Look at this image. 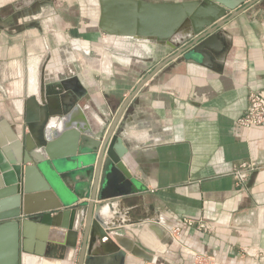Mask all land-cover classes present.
I'll return each instance as SVG.
<instances>
[{
  "label": "crops",
  "instance_id": "obj_1",
  "mask_svg": "<svg viewBox=\"0 0 264 264\" xmlns=\"http://www.w3.org/2000/svg\"><path fill=\"white\" fill-rule=\"evenodd\" d=\"M96 1L0 0V125L13 126L15 109L21 107L14 99L23 90L25 62L36 64L45 44L51 53L50 77H55L58 66L75 63L78 68L80 63L79 76L88 95L81 105L91 125L117 109L137 83L172 54L165 45L133 46L113 38L119 55L110 56V72L101 65L98 71L83 67L86 58L100 64L97 53L102 51L86 44L78 47L86 43L78 30L85 22L92 26L88 32L97 31L90 23ZM77 3L88 7L89 18L74 19ZM224 28L221 50L211 51L208 64L184 55L169 61L130 105L124 132L130 149L124 160L136 189L121 199L131 207L133 219L158 216L175 241L162 243L147 222L142 229L127 226L126 236L141 239L160 253L161 264H264V124L246 129L238 121L249 95L264 90V0ZM106 35L102 33L107 42ZM93 71L96 76L91 77ZM97 76L101 79L95 81ZM241 164L252 166L245 185H239L232 174ZM75 172L61 173L64 183L79 195L74 205L89 200ZM60 197L65 206L69 204ZM189 217L210 224L211 230L199 229V222L188 225L184 219ZM177 226L182 242L172 232ZM5 235L0 233V264H8ZM37 242L34 236L32 248H39ZM31 260L29 264H63L56 258ZM126 264L154 263L127 253Z\"/></svg>",
  "mask_w": 264,
  "mask_h": 264
},
{
  "label": "water",
  "instance_id": "obj_2",
  "mask_svg": "<svg viewBox=\"0 0 264 264\" xmlns=\"http://www.w3.org/2000/svg\"><path fill=\"white\" fill-rule=\"evenodd\" d=\"M257 1L97 0V30L133 46L165 45L172 54L158 62L117 109L102 114V121L93 125L81 105L88 95L75 65L68 72L57 67L55 77H50L48 44L43 57H36L35 71L30 59L25 62L23 90L14 99V104L20 100L21 108L15 106L11 128L0 125V221H4L0 233L6 234L8 264L51 258L63 264L75 260L76 264H126L127 253L162 263L160 253L141 239L126 236L127 226L142 229L147 222L162 243L175 241L158 216L133 219L131 207L121 199L136 189L124 160L130 149L124 138L130 105L169 61L184 55L208 64L211 51L221 50L225 25ZM31 81L35 89L30 88ZM75 170L89 200L74 205L79 195L64 183L61 173Z\"/></svg>",
  "mask_w": 264,
  "mask_h": 264
},
{
  "label": "rangeland",
  "instance_id": "obj_3",
  "mask_svg": "<svg viewBox=\"0 0 264 264\" xmlns=\"http://www.w3.org/2000/svg\"><path fill=\"white\" fill-rule=\"evenodd\" d=\"M76 7V10L74 11V19H79L81 21V18L86 16L87 18L90 17V15L88 14V10L87 8L88 7H84V5H82V3H77V5H75ZM85 6H88L85 5ZM95 20V19H94ZM94 20H91L90 23L94 24ZM87 22H85V25L84 26H81L78 30L80 32H82V38L84 40V42L86 43H78V47L79 49L82 48V45L86 44L87 46H90V48L92 50H99V51H102V52H98V56H99V59H100V64L99 62L95 61L94 59L92 60L91 58H86L85 60V64L83 65V67H86L88 65V67H91L92 69H96V71L101 70V66L103 68L104 71H106V69H108L110 66L112 67V64H113V60L110 58V56L112 54L114 55H119V48H117V46L115 45V43H112V37H110L109 35H106L107 36V42L103 40V37H102V33L101 31L97 30V31H94V32H88L87 30H90L92 28V26H90L88 23L86 24ZM147 47V45H146ZM148 48V47H147ZM103 49H105L107 52H103ZM39 50V49H38ZM80 56L85 59V54L80 52ZM118 57V56H117ZM120 58V57H119ZM118 58V59H119ZM107 59V60H106ZM90 61V62H87ZM106 61L110 62V63H107ZM105 62V64L103 63ZM38 63H39V59L36 60V64L38 66ZM75 63H69L68 64V68H71V67H74ZM101 65V66H100ZM36 66V68H37ZM76 66V65H75ZM80 66V63H78V70H79V67ZM64 68H66V66H63ZM35 68V70H36ZM113 69L115 70L116 69V66L114 64V67ZM111 68H109V71L107 72H110ZM80 71V70H79ZM96 73L93 71L90 73V75H92L91 77H93ZM89 75V74H88ZM96 76V75H95ZM101 78L99 76L96 77V80H100ZM158 245L159 247L162 246V243H160L158 241Z\"/></svg>",
  "mask_w": 264,
  "mask_h": 264
},
{
  "label": "built area",
  "instance_id": "obj_4",
  "mask_svg": "<svg viewBox=\"0 0 264 264\" xmlns=\"http://www.w3.org/2000/svg\"><path fill=\"white\" fill-rule=\"evenodd\" d=\"M92 80L94 81L93 78ZM95 81L97 80L95 79ZM238 121L240 125L246 129H251L264 124V90L255 91L249 95L247 107ZM251 168L252 166L249 164H241L239 167L232 170V174L239 185H245L247 183ZM184 222L190 226L199 222V229L207 231L211 230L210 224L196 218H185ZM172 232L177 235L180 242H182V239H180V227H174Z\"/></svg>",
  "mask_w": 264,
  "mask_h": 264
},
{
  "label": "bare ground",
  "instance_id": "obj_5",
  "mask_svg": "<svg viewBox=\"0 0 264 264\" xmlns=\"http://www.w3.org/2000/svg\"><path fill=\"white\" fill-rule=\"evenodd\" d=\"M109 36H110V35H109ZM110 37H112V38H117V37H113V36H110ZM74 41H75V40H74ZM76 41H78V40H76ZM97 55H98V53H97ZM98 57H99V56H98ZM106 60H107V59H106ZM106 62H107V63H110V62H108V61H106ZM103 63L105 64V62H103ZM34 65H35V64L33 63V64L29 65V66H30V67H34V71H35V68H36V67H35ZM36 66H37V65H36ZM109 68H111V66H110ZM109 68L106 69V71H109ZM104 70H105V69H104ZM31 76H32V77H31ZM31 76H30V78H32L31 80H33V81H34L33 83H35V75L32 74ZM33 76H34V77H33ZM33 83H32V81L30 82V88H31V89H35V84H33ZM20 108H21V107H20ZM20 108H19V109H20Z\"/></svg>",
  "mask_w": 264,
  "mask_h": 264
},
{
  "label": "flooded vegetation",
  "instance_id": "obj_6",
  "mask_svg": "<svg viewBox=\"0 0 264 264\" xmlns=\"http://www.w3.org/2000/svg\"><path fill=\"white\" fill-rule=\"evenodd\" d=\"M68 66V65H67ZM66 66V68H64L63 66H58V67H61V70L63 71V72H67L70 68H68ZM57 68V67H56ZM62 71H61V73H62ZM55 72V71H54Z\"/></svg>",
  "mask_w": 264,
  "mask_h": 264
}]
</instances>
